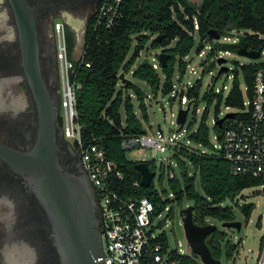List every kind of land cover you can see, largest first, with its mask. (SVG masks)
I'll use <instances>...</instances> for the list:
<instances>
[{
	"label": "trees",
	"instance_id": "obj_1",
	"mask_svg": "<svg viewBox=\"0 0 264 264\" xmlns=\"http://www.w3.org/2000/svg\"><path fill=\"white\" fill-rule=\"evenodd\" d=\"M101 0L99 1L100 6ZM98 11V9H97ZM91 17L83 33V47L80 57H72L76 44L75 33L65 25L66 45L72 67L69 70L70 81L75 86L76 122L80 125L83 144H98L104 149L106 157L121 171L119 181L121 189L138 196H145L154 204L155 215L164 209L168 202L174 207L183 208L184 203L194 205L192 218L198 225L237 219L236 209L248 221L255 204L251 201H240L244 189L258 187L264 182L252 176L235 175L231 172L229 162L210 152L209 129L206 116L209 106L216 99L214 112L217 116L223 100V93L206 90L203 100L206 101L201 123L188 135V148H182L173 154L179 176L167 178L168 188L162 187L164 168L160 177L163 194L172 192V201L163 200L161 194L153 187L141 184L137 190L133 182L140 183L141 174L134 167V162L127 159L121 148L123 136L146 133L144 123L149 122L145 105L146 92L138 83L120 79L130 72L131 76L145 82L149 89L157 94L158 90L168 94L172 88V76L176 70L181 74L186 69L184 57L194 49L196 53L211 44L208 57L213 58L219 50L237 51L245 46L252 50H264V0H121L119 14L114 23L106 26L101 23L95 26L96 13ZM197 25V28H195ZM214 28L222 35L232 30L238 34L234 43L222 44L210 40L208 31ZM251 31L249 33L248 31ZM161 35V41L156 36ZM197 37V41H196ZM149 43L150 49L164 48L167 53L166 64L161 66V73L150 62L142 61L134 67L142 49ZM173 45L171 46V44ZM131 52L130 58L127 59ZM264 63H241L235 61L232 86L224 97L225 106L241 108L244 97L240 88V76L247 86L248 96L252 95L253 76L256 69ZM230 69L228 70V72ZM128 79V78H127ZM130 80V79H129ZM200 81L188 89L189 97H198ZM134 99L137 101V114ZM121 109L124 110L122 116ZM62 126V119L59 118ZM215 131H219L217 127ZM206 152L202 153L201 150ZM155 170L154 162H150ZM168 170L172 167H167ZM197 182L201 191L197 189ZM135 191V192H134ZM258 193V190H255ZM227 202H231L228 204ZM173 208L170 210V215ZM260 215L257 225L260 224ZM232 228L218 227L206 237L211 254L215 258L235 261L238 246L230 237ZM164 250H169V264H202L199 257L191 252L181 253L176 247H170L168 235L163 232L159 239ZM264 245V234L260 236L259 250Z\"/></svg>",
	"mask_w": 264,
	"mask_h": 264
},
{
	"label": "built area",
	"instance_id": "obj_2",
	"mask_svg": "<svg viewBox=\"0 0 264 264\" xmlns=\"http://www.w3.org/2000/svg\"><path fill=\"white\" fill-rule=\"evenodd\" d=\"M120 1L101 0L95 17V26L101 23H105L106 26L112 25L115 19L120 16ZM195 28H197V25H195ZM232 32V35H222L221 37L227 41L232 40V43H234L238 40L240 32L235 30H232ZM53 33L57 51L56 59L60 72L62 134L66 140L80 151L82 168L95 193L103 242V253L98 259H102L105 264H169L170 249L164 250L162 243L158 240L165 231L160 223L154 225V220L163 213H167L171 217L170 210L173 208L174 213L175 208L173 202H168L164 209L155 215L154 204L151 200L145 196H138L135 193H129L127 190L121 189L119 181L122 179V173L106 157L101 146L95 143H82L80 125L76 122L75 86L69 78L72 61L67 51L66 31L63 22H55ZM205 47L209 51L212 46L211 44L205 45L197 53L199 57L208 53L205 52ZM226 53H229V51L219 50L213 59L217 61L219 57H223ZM263 56L264 50L261 51L260 57L263 59ZM184 60L186 61V69L182 74L177 71L176 82L173 83L172 81V88L168 94L172 99H179L180 108L185 109L189 105L190 110V106L197 103L198 97H189L187 91L195 85L199 78L196 80H183L187 72L196 74V69L191 64L192 57L190 53L184 57ZM153 66L156 68L154 64ZM228 70L225 75L233 80V73H229ZM220 74L216 73L215 76L217 77ZM226 88V84H223L219 89L208 88L206 90L223 93ZM246 89V85L244 92L241 89L244 97L241 108L225 106L229 110L228 112H233L232 118H225L221 127L215 124L216 119L219 117L214 118L213 127L220 130H214L215 142L210 143L209 150L225 158L229 162L233 174L252 176L264 182V63L254 72L251 96L247 95ZM146 97L150 98V95L148 94ZM172 115L174 116V113ZM177 126H179V123H177ZM183 126L182 131L170 135H167L161 129V131L156 130V133L146 131L143 134L123 136L121 148L127 150L150 147L161 152L171 150L173 154L177 153L182 148H188L190 144L189 139L183 140L186 132ZM201 152L205 153L206 150L202 149ZM164 171L167 178H173L175 175L174 171L172 169L168 170L167 167H164ZM139 185L140 183L135 181L132 187L137 190ZM263 186L264 183L260 185V187ZM158 192L163 200L172 201L174 198L172 192L163 194L161 188ZM181 246L180 241L176 242L175 247L179 252H190L188 244L187 251H183Z\"/></svg>",
	"mask_w": 264,
	"mask_h": 264
},
{
	"label": "water",
	"instance_id": "obj_3",
	"mask_svg": "<svg viewBox=\"0 0 264 264\" xmlns=\"http://www.w3.org/2000/svg\"><path fill=\"white\" fill-rule=\"evenodd\" d=\"M9 1L15 16L25 81L38 111L39 131L36 143L30 150L23 152L0 144V157L14 171L28 179L52 224L60 264H105L102 259H98L103 253V242L98 206L91 183L85 172L83 175L69 173L63 169L59 161L58 141L59 138H63V134L57 122L54 95L49 89L41 67L34 9L26 0ZM208 35L210 40H219L221 37L214 28L209 29ZM161 38V35L156 36L158 42ZM236 53L251 59H257L261 55L260 50L248 49L245 46L240 47ZM142 62L150 64L148 57L143 58ZM225 62L224 57L217 59L220 65L218 74L228 70V67L223 65ZM119 78L131 82L123 73H120ZM59 104L60 101L58 107ZM188 111L189 105L178 110L177 130L184 125ZM232 117L233 112H228L217 118L215 124L221 127L225 118ZM157 130L161 131L159 124ZM134 167L141 174L140 184L149 187L155 175L150 162L136 161ZM193 209L194 205L190 204L180 210L190 252L197 255L202 264H221V259L212 256L206 242V237L217 228V224H196L192 218ZM220 226L239 231L241 221H224Z\"/></svg>",
	"mask_w": 264,
	"mask_h": 264
},
{
	"label": "flooded vegetation",
	"instance_id": "obj_4",
	"mask_svg": "<svg viewBox=\"0 0 264 264\" xmlns=\"http://www.w3.org/2000/svg\"><path fill=\"white\" fill-rule=\"evenodd\" d=\"M99 1L26 0L34 9L41 67L54 95L58 124L60 93L52 25L59 18L75 36L84 33ZM38 131V111L25 81L14 12L9 0H0V144L28 151L36 143ZM58 155L65 171L84 174L80 151L64 137L59 138ZM0 264H60L52 224L28 179L1 157Z\"/></svg>",
	"mask_w": 264,
	"mask_h": 264
},
{
	"label": "rangeland",
	"instance_id": "obj_5",
	"mask_svg": "<svg viewBox=\"0 0 264 264\" xmlns=\"http://www.w3.org/2000/svg\"><path fill=\"white\" fill-rule=\"evenodd\" d=\"M192 2H199V0H191ZM62 22L61 19H56L53 22L52 25V33H53V26L55 22ZM251 33V31H248ZM240 33H244V30H241ZM233 32L231 31L227 35H232ZM54 39V34H53ZM197 41V37H196ZM218 42L222 44H228L232 43L231 41H227L223 39L222 37L217 40ZM55 42V39H54ZM210 43H206L205 45H209ZM173 43L171 44V46ZM82 47H83V32L79 31L76 34V44L72 50V57L77 59L80 57L82 53ZM132 50L127 56V59L130 58ZM205 52H208V49L205 47ZM57 53V51H56ZM208 54V53H207ZM205 54L204 56L199 57L197 53L193 50L190 52V56L192 57L191 64L196 69V74L186 73L185 77L183 78L184 81L186 80H196L199 78L198 81H200V91L198 96V101L195 105L190 106V110L188 111L186 121L184 123L183 128L186 129V132L184 133L183 140L188 139V135L190 132L196 130V128L201 123L203 114H204V108L206 106V101L203 100V94L206 89L213 88V89H219L222 87L223 84H226L227 88L223 90V100L219 107V113L216 116L214 112V106L216 103V99L213 100V102L210 104L208 114L206 116V124L209 129V142L212 144L215 142L214 140V127H213V120L215 117H222L227 110L225 108L224 104V97L227 95L230 87L232 86V78L226 77L225 72L223 71L219 76H215V74L218 72L219 65L216 60L213 58L208 57V55ZM56 55V54H55ZM148 57L149 61L156 66V69L161 73V66H164L166 64V58L167 53L164 51V48H157L155 50L149 48V43L146 45L144 49H142L139 53V56L136 59L135 66H137L143 58ZM226 59V62L223 63L224 66L228 67L230 69L229 73H232L231 69L234 68L235 61L241 62V63H250V62H257L262 59V57H259L257 59H251L247 58L242 55H238L236 51H229V53L224 54L223 56ZM57 60V59H56ZM58 63V61H57ZM57 78L60 83V72L57 64V70H56ZM176 75L177 70L175 67L174 74L172 76L173 83L176 82ZM126 78L134 81L135 83H138L141 88L146 92V95H150V98L145 97V105L147 107V113L149 115V122L144 123V127L147 130V132L156 133L157 125L159 124L161 129L167 134L170 135L171 133H178L180 130H177L178 126L176 123V114L178 110L181 107L180 101L178 98L172 99L170 98L169 94H163L160 90H158L157 94H154L148 87V85L145 82L138 81L134 79L131 76V73L129 72L126 75ZM213 83V85H211ZM240 87L242 91L245 90V83L243 79L240 76ZM60 93V90H59ZM134 104L136 107L137 114H139V109L137 108V101L134 99ZM196 109H198L196 111ZM122 116H124V110L121 109ZM174 113V116L172 115ZM182 131V130H181ZM191 146L199 148L196 144L190 143ZM210 148H208L209 150ZM125 155L127 159L130 161L136 162V161H152L155 164V175L153 177V187L156 190H159L161 188V185L159 183L162 169L164 167H172V170L174 173L179 176V171L177 169V166L175 164V159L173 158V152L171 150H166L164 152H161L159 150H154L150 147H138V148H132L125 150ZM162 187L168 188L167 185V174L164 173L163 181H162ZM263 187H250L243 190L239 199L240 201H251L254 202L255 208L249 218L248 221H244V218L240 211L236 209L237 219L241 221V227L239 231H231L230 237L234 243L238 246V252L235 255V261L232 263V261L225 262L221 259V264H264V245L262 250H259V241L260 236L264 234V190H262ZM197 189L198 191H201L200 185L197 182ZM256 189H260L255 193ZM230 204L231 202H227ZM191 202H185L183 207L190 205ZM181 208L175 207L174 213L171 217L167 215V213L161 214V216H158L154 220V225H157V223H160L165 231V233L168 235L169 238V244L170 247H175L176 242H181L182 246L181 249L183 251H187V241L185 239L183 226L181 223V214H180ZM258 215H260V224L257 225V218ZM209 223H215L220 227L219 222H215L214 220H209ZM235 229V228H232ZM236 230V229H235Z\"/></svg>",
	"mask_w": 264,
	"mask_h": 264
}]
</instances>
